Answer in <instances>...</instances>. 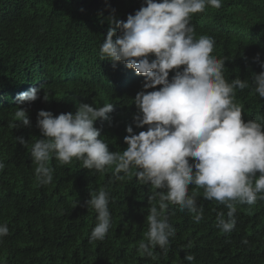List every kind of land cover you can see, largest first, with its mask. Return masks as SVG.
Masks as SVG:
<instances>
[{"label": "trees", "instance_id": "trees-1", "mask_svg": "<svg viewBox=\"0 0 264 264\" xmlns=\"http://www.w3.org/2000/svg\"><path fill=\"white\" fill-rule=\"evenodd\" d=\"M142 3L0 0V160L5 163L0 171V224L9 228L0 241V264H188L184 260L188 254L195 256L192 264H264V200L251 206L237 204L235 228L225 234L217 227V213L226 216L228 209L205 200L203 189L190 186V192L200 193L197 204L203 208V219L196 223L195 214L169 204L165 214L175 236L166 254L158 247L154 250L158 258L153 260L140 256L137 249L148 231L149 208L158 206L149 197L159 190L140 184L136 169L132 175L119 173L124 178L117 179L114 165L97 172L84 169L75 159L66 165L52 159L53 182L41 185L36 179L30 146L41 138L36 127L40 110L55 116L74 114L79 103L94 107L113 103L111 123H94L110 152L126 150V127L132 125L134 134L146 131L147 126L137 129L132 121L137 112L133 100L143 77L123 63L114 68L100 59L110 14L115 10L116 18L125 20ZM190 23L196 38H215L212 55L226 59V79L251 82L252 75L261 72L253 58L259 54V61H264V0H222L221 8L206 6L192 15ZM33 87L42 89L40 98L18 105L17 95ZM236 102L243 106L245 122L264 116V98L251 87L237 89ZM17 107L27 110L31 127H11L19 123L14 117ZM21 136L28 148L15 141ZM101 187L110 193L112 227L103 241H91L97 214L84 202Z\"/></svg>", "mask_w": 264, "mask_h": 264}, {"label": "clouds", "instance_id": "clouds-1", "mask_svg": "<svg viewBox=\"0 0 264 264\" xmlns=\"http://www.w3.org/2000/svg\"><path fill=\"white\" fill-rule=\"evenodd\" d=\"M206 6L219 9L222 0H143L125 20H118L115 10L108 17L109 29L100 45L101 61H110L114 68L123 63L143 77L133 100L137 112L132 121L137 129L147 127L138 134L132 125L126 127V150L110 152L101 130L94 127L97 120L111 123L113 103L101 107L79 103L74 114L55 116L40 110L36 127L41 138H35L30 146L41 185L53 182L52 159L61 165L75 159L84 169L97 172L114 165L117 179L124 178L119 173L132 175L136 169L140 184L159 190L149 197L158 206L149 208L148 231L137 249L140 256L153 260L158 258L154 250L158 247L166 254L170 238L175 236L165 214L169 204L195 214L196 223L203 219V208L197 204L200 193L190 192V186L203 189L205 200H215L228 209L226 216L217 213V227L225 234L235 228L237 204L251 206L264 200V116L245 122L243 106L236 102V90L250 87L264 98V61H259V54L253 58L262 70L252 75L251 82L239 77L226 79V59L212 55L215 38H196L190 23L192 15L204 12ZM41 91L30 88L18 94L16 101L30 105L40 98ZM48 100L44 95L43 101ZM14 117L19 123L12 128L32 126L25 108L17 107ZM15 141L29 147L22 136ZM4 168L0 160V171ZM109 203L110 193L104 187L89 193L84 202L97 214L91 241H103L112 227ZM78 204L77 200L75 207ZM8 234L7 224H0V241ZM184 260L192 264L195 256L185 255Z\"/></svg>", "mask_w": 264, "mask_h": 264}]
</instances>
